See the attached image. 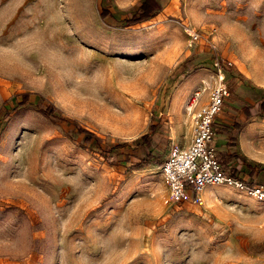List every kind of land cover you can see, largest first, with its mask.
<instances>
[{
  "label": "rangeland",
  "instance_id": "rangeland-1",
  "mask_svg": "<svg viewBox=\"0 0 264 264\" xmlns=\"http://www.w3.org/2000/svg\"><path fill=\"white\" fill-rule=\"evenodd\" d=\"M141 1L0 0V264H264V201L224 184L174 201L158 172L217 59L225 106L243 86L246 140L264 142V0H159L136 24L103 20ZM23 93L80 130L19 105ZM233 146L239 164L264 166Z\"/></svg>",
  "mask_w": 264,
  "mask_h": 264
},
{
  "label": "built area",
  "instance_id": "built-area-1",
  "mask_svg": "<svg viewBox=\"0 0 264 264\" xmlns=\"http://www.w3.org/2000/svg\"><path fill=\"white\" fill-rule=\"evenodd\" d=\"M191 36L197 39L199 34L194 30ZM215 65L217 71L214 81L193 89L186 102V109L191 115L189 144L172 147L159 165L158 172L164 177L174 201L192 197L193 193L197 195L206 186L215 184L244 189L255 199L264 201L263 184H248L240 176L232 174L231 167H223L219 159L214 122L231 90L224 66L218 59ZM204 92H207L205 98Z\"/></svg>",
  "mask_w": 264,
  "mask_h": 264
},
{
  "label": "trees",
  "instance_id": "trees-1",
  "mask_svg": "<svg viewBox=\"0 0 264 264\" xmlns=\"http://www.w3.org/2000/svg\"><path fill=\"white\" fill-rule=\"evenodd\" d=\"M161 9H162V4L159 2V0H143L140 4L136 5V11L130 17H127L124 19H118L111 14H107L106 16L103 17V20L112 26L136 24V23L141 22L143 20L152 18ZM100 12H102V9L100 10ZM29 96H30V93H23L22 99L19 101V105H25V104L32 105L35 108H37L39 111H41L43 114H45L46 116L53 117V118L61 120V121L72 123L77 130H80V127H78L77 123L73 119H70L66 116H63L59 112L57 107H55L53 104H49L46 107H41L40 105L29 101L30 100ZM14 109H15V107L12 109L9 108V109H7V112L10 113ZM242 110H244L246 112L247 117H249L251 115L248 106H244L242 108ZM237 132H238L237 128H231L230 129L231 134H237ZM85 140L86 141H92L93 143H95L97 145H101L102 141H103L102 138L96 134L85 135ZM134 140H135V142H139L140 140H143L145 142L144 144L147 147L150 144L149 135L145 136L143 139L141 137H137ZM121 146L122 145L120 143L104 144L102 151L103 152L105 151L104 153H106L107 147L120 148ZM149 156H150V153L149 152L146 153V157L149 158ZM218 156L222 162L223 167H228L229 163L233 161V158L230 157V155L227 152L221 151L218 153ZM142 165H143L142 163H134L130 166V168H139ZM246 167L249 169V172H248L249 176L248 177L240 176V177L244 181H246L248 184L260 183V184L264 185V166L256 167V166L252 165L251 163H246ZM231 171H232V174H234L235 176H239L238 168L236 166H231ZM255 171L260 173V176L258 179H256V178L252 179V177H251ZM192 198H196L195 193L192 194Z\"/></svg>",
  "mask_w": 264,
  "mask_h": 264
},
{
  "label": "crops",
  "instance_id": "crops-1",
  "mask_svg": "<svg viewBox=\"0 0 264 264\" xmlns=\"http://www.w3.org/2000/svg\"><path fill=\"white\" fill-rule=\"evenodd\" d=\"M143 1V0H142ZM141 1V2H142ZM140 4V3H139ZM206 80V79H205ZM236 98L233 102H231L233 107H226L224 105V108L222 111L216 116L215 122H214V128L216 132V145L218 148V153L221 151L227 152L230 157L233 158V161L229 163L228 167L236 166L238 168V174L239 176L248 177L249 169L246 167V163L239 164L238 156L233 153V144L239 140L242 144V149L244 152L252 159L263 161L264 162V154H257L256 149H259L261 151H264V142L255 143L254 145H249L248 141L246 140V136L252 133V130L255 129V126L253 125V112L250 104H246L243 102L242 96L248 92L244 89L243 86H239L235 90ZM228 102V99L226 103ZM225 103V104H226ZM244 106L249 107V111L251 115L247 117V114L242 108ZM226 107V109H225ZM243 127V132H239V127ZM231 128H237L238 132L237 134H231L230 129ZM191 130L189 131V134L187 135V140L183 146H186L189 144L191 139ZM249 163V162H247ZM260 176V173L254 172L252 174V179H258Z\"/></svg>",
  "mask_w": 264,
  "mask_h": 264
}]
</instances>
